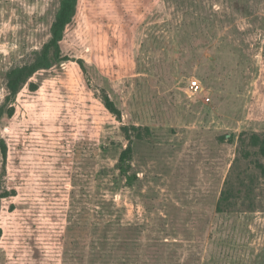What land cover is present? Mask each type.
<instances>
[{
  "label": "rangeland",
  "instance_id": "374dc122",
  "mask_svg": "<svg viewBox=\"0 0 264 264\" xmlns=\"http://www.w3.org/2000/svg\"><path fill=\"white\" fill-rule=\"evenodd\" d=\"M60 3L0 0V264H264V0H77L8 96Z\"/></svg>",
  "mask_w": 264,
  "mask_h": 264
},
{
  "label": "trees",
  "instance_id": "16d2710c",
  "mask_svg": "<svg viewBox=\"0 0 264 264\" xmlns=\"http://www.w3.org/2000/svg\"><path fill=\"white\" fill-rule=\"evenodd\" d=\"M77 0H61L60 9L52 23L51 27V38L47 44H45L41 50L36 53V56L30 64H25L21 67H15L10 69L7 73L6 87L8 90V96H15L17 92L22 88L27 79L37 69L49 66L52 63V59H56L60 54L59 41L62 38V34L66 25L71 21L72 16L75 13ZM106 107L113 112L119 119L121 117L120 111H118L112 101L109 98H105ZM11 111L8 114L11 115ZM126 130V129H125ZM141 132V131H140ZM250 142L253 146L259 145L260 152L264 155V138H260L256 134L250 136ZM131 156V147L129 146L119 157L117 168L126 178L128 175V165L126 166V160H129ZM132 183L128 182V184ZM228 197V196H227ZM226 194H222V199H227ZM220 209V207H218Z\"/></svg>",
  "mask_w": 264,
  "mask_h": 264
},
{
  "label": "built area",
  "instance_id": "2783aa9c",
  "mask_svg": "<svg viewBox=\"0 0 264 264\" xmlns=\"http://www.w3.org/2000/svg\"><path fill=\"white\" fill-rule=\"evenodd\" d=\"M190 88L193 91H198L200 89V85L198 84L197 81H192L191 84H190Z\"/></svg>",
  "mask_w": 264,
  "mask_h": 264
}]
</instances>
